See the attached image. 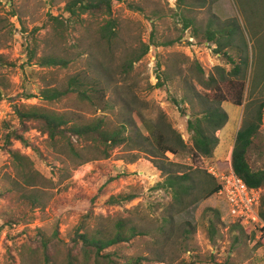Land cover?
Instances as JSON below:
<instances>
[{"label": "rangeland", "instance_id": "rangeland-1", "mask_svg": "<svg viewBox=\"0 0 264 264\" xmlns=\"http://www.w3.org/2000/svg\"><path fill=\"white\" fill-rule=\"evenodd\" d=\"M70 1L0 0V137L8 129L18 127V105L42 104L85 118L104 116L113 123L128 120L143 136L150 124L159 123L164 114L189 144L187 120L192 109L180 100L190 93L191 85L198 91L204 90L194 78L198 73L193 61L201 62L206 76L214 71V65H224L226 69L230 66L209 49L188 44L193 38L188 33L193 34V28L182 31L180 15L195 21L194 26L199 28V34L194 35L197 39L203 38V26L214 16L219 25L236 21L247 41L251 64L245 78L243 104L235 105L230 98L221 103L228 121L215 133L219 143L212 157L174 156L170 152L166 155L185 166L226 168L250 92L253 98L264 100V78L250 91L253 59L259 47L264 56V0H241L243 6L240 0H185L181 8L177 7V0H112L116 37L109 44H104L94 32L103 24L102 17L82 14L81 20L66 19L65 6ZM184 6L187 9L182 11ZM61 32L63 37L58 34ZM179 36L183 37L180 42L168 44ZM150 40L159 46H150L131 69L123 67L129 54L141 50L142 43ZM32 51L37 56L54 55L69 63L66 68H42L30 59ZM75 73L101 79L110 109L100 112L92 103L79 102L74 96L58 103L41 102L42 87H62L67 77ZM160 82L161 86H157ZM222 90L228 93L232 86L225 85ZM29 95L32 97L26 98ZM184 107L188 111L181 110ZM31 127L25 134L28 146L13 141L11 148L28 155L39 172L36 183L29 188L38 197L39 206L24 210L29 214L27 221L13 228L3 224L15 207L6 193L12 166L7 153L0 148V264H44L40 250L43 241L49 246V264H91L93 259L82 256L77 236V228L91 208L96 216L93 219L102 226L108 227L111 220L127 216L147 231L145 236L104 250L102 253H109L114 264H264V230L244 229L220 195L213 194L179 214L175 222L189 228L185 224L188 221L193 231L188 236L180 230L174 233L164 222V207L170 195L157 187L162 176L147 155L138 153V159L128 163L129 153L136 152L118 147L106 159L73 169L70 162L47 146V134ZM261 138L264 140V112ZM32 147L38 152L33 153ZM249 160L254 168H264V146H252ZM261 190L263 194L264 188ZM119 193H134L137 197L120 205L107 204L109 196ZM209 221L216 224V229L208 227ZM54 246L60 247L62 253H54ZM69 250L71 262L64 257ZM97 260L107 264L101 258Z\"/></svg>", "mask_w": 264, "mask_h": 264}, {"label": "trees", "instance_id": "trees-1", "mask_svg": "<svg viewBox=\"0 0 264 264\" xmlns=\"http://www.w3.org/2000/svg\"><path fill=\"white\" fill-rule=\"evenodd\" d=\"M183 4H185V0H177L178 8H181ZM111 6L112 0H72L65 6V11L68 13L66 19L81 20L82 14H90L91 17L96 18L102 17L103 24L97 26L94 32L99 34V38L104 44H109L116 37V21L111 15ZM182 9L184 11L187 7L184 6ZM180 21L182 31L193 28V34H188L194 38L197 45L203 46L207 43L212 52L217 57H222L225 64L230 66L229 69H226L224 65H214V71L206 76L201 62L196 59L193 61V67L198 73L194 78L204 90L198 91L191 85L190 93L184 95L180 100L182 105L186 104L187 108L192 109L189 113L190 118L187 120V131L190 134L189 144L171 126L164 114L160 115L159 123L150 124L151 127L146 129L147 135L143 136L134 127V123L128 120L113 123L104 116L85 118L70 111L57 112L42 104H20L15 109L18 127L8 129L3 138L0 137V148L7 153L13 171V175H9L12 177H10V186L6 193L9 194L15 207L3 223L4 226L13 228L20 223H25L29 214L24 210L32 211L39 206L38 197L29 191V188L36 183V178L40 176L39 172L34 169L33 161L28 155L11 148L13 141H19L26 146L25 134L32 128L31 126H34L42 133L47 134V146L51 147L55 154L64 157L65 162H70L73 169L88 162L106 159L118 147H124L128 152H136L129 153L131 155L127 159L128 163H134L138 159V153L147 155L162 176L157 187L167 191L170 195V200L164 207L165 224L170 226L174 233L180 230L185 236L193 231V227L188 221H185V224L189 228L181 227L175 222V218L198 202L217 194L220 189L219 184L205 169L174 162L167 157L166 153L170 152L174 156L190 154L195 157H212L214 149L219 143L215 133L221 130L228 121V115L222 109L221 103L230 98L235 105L243 104L245 78L251 59L247 41L241 35V27L236 21L230 25H219L220 21L212 16L203 26V38L201 39L194 36L199 34V28L194 26V20L182 14ZM64 33H66L65 30ZM58 34L63 37L62 32ZM181 38L183 39L179 36L176 41H169L168 44L180 42ZM239 41L240 43H237ZM150 46L157 47L159 45L151 40L148 43H142L141 50L131 52L123 63V67L131 69L134 63L141 61L148 53ZM29 54L30 59H35V64L42 68L51 66L66 68L69 63L68 60L56 58L54 55L37 56L33 51ZM253 62L254 72L250 87L252 92L256 88L255 85L264 78V56L260 47ZM158 79L161 81L162 77L158 75ZM225 85L232 86V90L225 93L222 90ZM157 86H161V82ZM72 96L76 97L79 102L92 103L100 112L110 109L99 77L91 78L75 73L67 77L64 86L50 87L46 85L40 92L42 103H58ZM30 97L32 96L29 95L26 98ZM194 103H198L199 106H194ZM187 108L184 107L181 110L188 111ZM263 112L264 100L253 98L250 92L248 100L244 104L241 125L236 132L231 160L228 163V165L231 164L236 175L251 188H264V168H254L249 160L252 146H264V140L261 138ZM32 152L36 153L38 150L32 147ZM136 197L137 195L134 193H119L109 196L106 202L109 205H120L132 201ZM208 210L212 209L208 208ZM216 215L218 219V212ZM259 215L264 222V193L260 198ZM94 217L96 216L91 208L89 213L83 216L77 228V236L81 240L79 241L83 249L82 256L93 259L91 264H99L97 260L99 258L105 260L107 264H114L115 260L110 257L109 253H102L104 250L129 242L135 237L147 235L145 229L134 224L127 216L111 220L113 222L108 227L102 226L100 221L93 219ZM91 223L92 225H90ZM208 227L214 230L216 224L209 221ZM1 228L0 226V231ZM254 235L252 233L251 236L254 237ZM48 247L45 241L40 246L44 264H49ZM54 253L60 254L62 249L54 246ZM74 255L76 254L74 253ZM71 256V250L64 255L68 262L72 261ZM76 260H78L77 257ZM85 264L90 263L85 262Z\"/></svg>", "mask_w": 264, "mask_h": 264}, {"label": "built area", "instance_id": "built-area-1", "mask_svg": "<svg viewBox=\"0 0 264 264\" xmlns=\"http://www.w3.org/2000/svg\"><path fill=\"white\" fill-rule=\"evenodd\" d=\"M188 44L195 45L198 48L193 38H190ZM199 47L198 49H209L212 52V49L208 47L207 43ZM205 170L219 184L220 189L217 194L227 202L233 216L244 229H250L251 231L264 229V222L259 215L260 198L262 195L261 188L248 187L236 175L231 164L224 169H218L215 165H208Z\"/></svg>", "mask_w": 264, "mask_h": 264}, {"label": "crops", "instance_id": "crops-1", "mask_svg": "<svg viewBox=\"0 0 264 264\" xmlns=\"http://www.w3.org/2000/svg\"><path fill=\"white\" fill-rule=\"evenodd\" d=\"M232 152V151H231ZM230 158H231V153H230Z\"/></svg>", "mask_w": 264, "mask_h": 264}]
</instances>
